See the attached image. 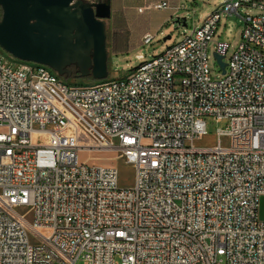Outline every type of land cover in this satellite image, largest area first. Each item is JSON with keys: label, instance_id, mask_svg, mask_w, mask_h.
I'll return each mask as SVG.
<instances>
[{"label": "built area", "instance_id": "built-area-1", "mask_svg": "<svg viewBox=\"0 0 264 264\" xmlns=\"http://www.w3.org/2000/svg\"><path fill=\"white\" fill-rule=\"evenodd\" d=\"M243 6L262 13L242 16V40L216 80L209 43L222 13ZM147 8L170 4L138 11ZM209 119L228 124L200 146ZM94 147L116 149L134 184L80 159ZM263 196L261 0H225L125 78L81 83L0 47V264H264Z\"/></svg>", "mask_w": 264, "mask_h": 264}, {"label": "water", "instance_id": "water-1", "mask_svg": "<svg viewBox=\"0 0 264 264\" xmlns=\"http://www.w3.org/2000/svg\"><path fill=\"white\" fill-rule=\"evenodd\" d=\"M0 9V47L8 54L48 65L67 79L75 78L73 66L80 78L109 76L107 20L113 16L112 0H0ZM177 21L187 23L186 18ZM215 56L225 73V56Z\"/></svg>", "mask_w": 264, "mask_h": 264}, {"label": "rangeland", "instance_id": "rangeland-1", "mask_svg": "<svg viewBox=\"0 0 264 264\" xmlns=\"http://www.w3.org/2000/svg\"><path fill=\"white\" fill-rule=\"evenodd\" d=\"M89 2H96L98 0H87ZM113 1V13H120L119 9L122 5L136 6L141 0H112ZM225 0H179V6L181 7L176 13H174L168 21L164 24L161 31H153L157 33L151 44H143L138 39L128 36V45L123 52L115 53L112 48V32L113 21L107 20V33H108V58H109V78H125L128 73L135 70L144 60L152 59L153 57L162 54L169 46L181 41L185 33H189L193 24H201L212 12H214ZM264 2V0H261ZM141 5V4H140ZM142 7V6H140ZM246 13L257 15L262 13V10L258 8H251L243 6L240 8L239 14H227L222 13L221 21L219 23L217 32L213 39L209 43V66L214 79L219 80L224 76L221 65L215 56V51L218 42H227L230 44L228 55L224 58L225 62H228L231 55L237 49L242 40V32L244 29V21L242 16ZM122 14V13H120ZM149 11L143 13L140 12L138 22L148 18ZM178 18H186L187 25H183L178 22ZM142 21L140 23H142ZM132 27L127 30L128 33H136L137 28ZM126 31V32H127ZM171 35L170 39L164 40L165 36ZM143 55V59L139 58ZM78 82L90 83L94 80L88 78H76ZM227 120L223 122H216L212 119L208 120V134L197 142L200 146L214 144L216 140V133L218 128H225L227 126ZM117 143L118 140L116 139ZM222 144L224 146L230 145V140L227 137L222 138ZM79 157L86 162L95 163L105 166H116L119 170V184L121 187H130L135 181V169L128 162L123 159L118 151L113 148H92L91 151L87 149L79 150ZM29 208L21 207L17 210L21 213H26ZM27 220L33 222V214L27 213ZM78 264H84L83 261H79Z\"/></svg>", "mask_w": 264, "mask_h": 264}, {"label": "crops", "instance_id": "crops-1", "mask_svg": "<svg viewBox=\"0 0 264 264\" xmlns=\"http://www.w3.org/2000/svg\"><path fill=\"white\" fill-rule=\"evenodd\" d=\"M160 1H168L170 4V8L160 9V10L147 8L143 13L149 11L150 14L148 15V18L144 19L143 21L141 20L142 23H140L141 21L138 22V19L136 17H139L140 15V12L138 11V8L140 6L146 7L149 6L150 4ZM112 6H113V1H112ZM178 6H179V0H141L140 3H138V5L136 6L122 5V8L119 9L123 17L125 18V23L124 26L122 27L126 31L132 28L130 24L133 27H136L137 28L136 33L135 32L134 34L128 33V36L134 37L135 39L141 41V38L144 34L153 33V31L157 32L161 28V26H163L168 21V19L178 11L176 10Z\"/></svg>", "mask_w": 264, "mask_h": 264}, {"label": "trees", "instance_id": "trees-1", "mask_svg": "<svg viewBox=\"0 0 264 264\" xmlns=\"http://www.w3.org/2000/svg\"><path fill=\"white\" fill-rule=\"evenodd\" d=\"M1 13V11H0ZM121 13V12H120ZM118 12L113 13V32H112V48L115 53L123 52L128 45V32L123 29L125 18ZM73 75L76 78H80L78 70L73 66ZM88 79L94 80L91 76Z\"/></svg>", "mask_w": 264, "mask_h": 264}, {"label": "flooded vegetation", "instance_id": "flooded-vegetation-1", "mask_svg": "<svg viewBox=\"0 0 264 264\" xmlns=\"http://www.w3.org/2000/svg\"><path fill=\"white\" fill-rule=\"evenodd\" d=\"M0 11H1V9H0ZM73 69V68H72Z\"/></svg>", "mask_w": 264, "mask_h": 264}]
</instances>
